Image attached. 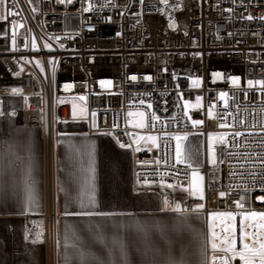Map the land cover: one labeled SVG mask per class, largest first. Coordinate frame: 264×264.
<instances>
[{
	"label": "built area",
	"instance_id": "1",
	"mask_svg": "<svg viewBox=\"0 0 264 264\" xmlns=\"http://www.w3.org/2000/svg\"><path fill=\"white\" fill-rule=\"evenodd\" d=\"M6 8L16 15L7 17L0 35V101L24 98L26 122L41 131L46 209L25 216V234L32 241L42 233L48 264H59L57 129L77 119L73 99L86 107L88 132L130 145L135 190L158 193L170 206L206 217L232 213L241 241V216L264 212L258 199L264 195V93L259 84H247L264 80V0H6ZM220 92L228 93L225 100ZM129 112L145 114L143 128ZM192 119L203 124L193 126ZM235 131L243 134L234 137ZM185 133L201 136L198 166L176 162L173 137ZM208 133H228L224 143L217 140L216 163L208 157ZM145 134L156 136V144L136 151L134 139ZM193 171L202 178L195 194ZM197 204L204 207L197 210ZM253 223L264 222L248 219L249 233L259 231ZM247 240L253 243L252 236Z\"/></svg>",
	"mask_w": 264,
	"mask_h": 264
},
{
	"label": "crops",
	"instance_id": "2",
	"mask_svg": "<svg viewBox=\"0 0 264 264\" xmlns=\"http://www.w3.org/2000/svg\"><path fill=\"white\" fill-rule=\"evenodd\" d=\"M5 7L0 5V16L6 14ZM6 30V20L0 19V35ZM25 108L22 97L0 101V264L49 263L45 244L25 240V216L42 213L47 198L43 139L40 128L26 122ZM86 116H74L57 129L59 264H166L169 256L197 264L199 246L205 242L210 257L221 253L232 235L221 224L229 226L230 220L221 216L211 228V216L220 215L176 212L160 194L135 190L130 149L120 148L109 133L88 132ZM193 136L201 139L196 134L187 139ZM186 163L201 164L192 155ZM27 184L32 186L30 202ZM66 208L108 215L65 216ZM236 242L239 251L242 241Z\"/></svg>",
	"mask_w": 264,
	"mask_h": 264
},
{
	"label": "snow or ice",
	"instance_id": "3",
	"mask_svg": "<svg viewBox=\"0 0 264 264\" xmlns=\"http://www.w3.org/2000/svg\"><path fill=\"white\" fill-rule=\"evenodd\" d=\"M30 2V0H29ZM58 2L63 3L64 0H58ZM69 3H71V0H68ZM0 5H5L6 6V0H0ZM33 11H35V9H33ZM5 15L0 16V19L2 20H6L8 16L10 15H16V13L8 11L7 8L5 7ZM248 19H253V17L249 16ZM261 19H264V17H261ZM13 27H15V25H13ZM45 47H50V45H45ZM33 48H35V43L33 42ZM39 63V62H37ZM166 71V69H165ZM215 77H221V73H214L213 74ZM173 78L175 79V75L173 76ZM133 80L136 79L135 76L132 77ZM146 80H151L152 77L151 76H145ZM232 83L234 85H237L239 83V77H230ZM105 82L101 81V84L103 85ZM254 83L259 84L261 86V92L264 93V80H259V81H252V80H248L247 84L251 87ZM193 86L194 87H199L200 86V80L196 79L193 81ZM13 93L20 91L17 88H13L11 90ZM220 99L221 100H225V98L228 96V93L226 92H220L219 94ZM81 99H83V97H81ZM200 100L201 98L199 96H197L196 98V105H194L195 107H199L200 106ZM141 104H143V101H140ZM185 108L187 109V107H189V102L185 101ZM149 107H151V105H149ZM225 107H227V103H225ZM4 113L2 111H0V115H3ZM14 114V113H11ZM187 115V112L185 113ZM208 116L212 117L213 113L212 110L209 109L208 110ZM129 116H138L140 117V120L137 122L136 126L143 128L144 127V123H143V118H144V113L143 112H137V113H133V112H129L128 113ZM96 113L93 112L92 113V117L95 118ZM158 119V117H156L154 114L152 116V120H156ZM189 119H191V117H189ZM222 119V118H221ZM191 123L193 126H197V125H202L203 121L200 119H192ZM241 124H243V120H241ZM95 119H93V127H95ZM221 128H225V127H229V125L223 124L221 123L219 125ZM254 127V125H253ZM106 134V133H105ZM243 133L240 131H235L233 133L234 137H240ZM251 134V133H249ZM228 135V133H224V134H219V133H208V151L209 154L212 153V146H213V139L216 138L218 139L221 143L225 142V136ZM174 140L176 141V147H175V158H176V162L177 163H184L186 162V158L184 157V154L182 152V146H181V141L187 138V133L180 135L177 134L174 137ZM139 139H143V137H140ZM148 140H150L153 144H156V140L157 137L156 136H148L147 137ZM116 143L118 144V146L120 148H126L129 147L130 145H126L124 143H121L119 140L116 141ZM136 151H140V149L137 147ZM264 163V162H261ZM189 167H191V164H189ZM192 177H193V184H192V188H193V193L195 194V192L198 190V176L197 173L195 171L192 172ZM168 187H173V185L169 184ZM25 191H26V200L27 201H31L32 200V186L30 184H27L25 187ZM220 195H224V193H221ZM201 198H203L201 196ZM259 200L264 201V195H261L258 197ZM165 206H167V201L165 200ZM239 206V205H238ZM204 207L203 204H197L196 205V209H202ZM174 211L176 212H181L182 208L180 204H175ZM63 214L65 216L68 215H81V216H92V215H108L107 213H95V212H91V211H78V212H72L69 211L67 208L64 210ZM214 215H220V216H227L229 220L233 219V214L232 213H218V214H214ZM245 220L248 219H252V220H259V221H264V212H256V211H251V212H245L244 214ZM251 227L253 228H257L259 229L258 232H253L251 233V236L253 238V244L249 245L247 242L243 243L242 248L238 251L236 249V244H235V238L233 235H230L229 238L225 241V245L221 247L219 250L222 251L224 253V256L222 258L219 259V264H232V261L235 260L237 257L239 258L240 261H242V264H264V239H259L260 236H264V223H253L251 225ZM228 231L230 233H232V228H229ZM42 233H37V236L35 239L32 240V243H42L43 241L40 239ZM213 236V241L211 242V250L212 252H215L218 248L217 244L214 242L215 240V232L212 233ZM249 236V233H247L245 231V226H244V222L242 221L241 224V240H245V238ZM29 238L28 234H25V240L27 241ZM66 240H67V236H66ZM67 247V244H66ZM121 254L122 256L126 257V252L121 249ZM81 259L82 261H86V257L85 254L82 252L81 253ZM166 264H190L189 261L181 258V259H175L172 256H169ZM197 264H217V257L212 255L211 257L209 256V249L207 247V242L201 244L199 246V250H198V261Z\"/></svg>",
	"mask_w": 264,
	"mask_h": 264
},
{
	"label": "rangeland",
	"instance_id": "4",
	"mask_svg": "<svg viewBox=\"0 0 264 264\" xmlns=\"http://www.w3.org/2000/svg\"><path fill=\"white\" fill-rule=\"evenodd\" d=\"M70 104H71V110H72L73 116L83 117V116L87 115L86 107L84 106V104L81 101H79L77 99H73V100H70ZM192 105H193V103H192ZM139 120H140V117H139V119L135 120L133 122V124L136 125ZM148 136H151V135H147V134L139 135L136 139H134V142H135V144L137 145L138 148L140 147L141 144H146L147 146L148 145L149 146L153 145V143L150 140L147 139ZM140 137H143V139H139ZM217 140L218 139H216V138L213 139V146H212L213 150H212V153L209 154V151H208V157H209L210 163L218 162L220 148H219V145L217 143ZM181 146H182V152H183L185 158L188 155H192L193 157H195V159L200 160V162L202 163V159H203L202 139H200L199 136H193V137L190 138V140H188L187 138L184 139L183 141H181ZM197 176H198V180H197L198 190L196 192L198 193L201 190V188H202V178H201V174L200 173H197ZM220 217L221 216H216V217L215 216H211V219H210L211 228L214 226L215 220L220 221ZM225 217H226V220H227L228 217L227 216H225ZM242 221L244 222L245 231L247 233H249L247 231V229H246L247 220H245L244 215L241 216V224H242ZM230 223H231V225H229V226L226 225L225 223H222L221 224L222 230L228 232V229L232 228V233L231 234L235 238V243H237L236 242L237 241V239H236L237 219H236V217L234 215H233V219L230 220ZM249 235L251 236V233H249ZM247 237L245 238V240H243V241L241 240L242 241V245H243L244 242L248 241ZM223 256H224L223 252L218 253L216 255L217 264H219V259L222 258Z\"/></svg>",
	"mask_w": 264,
	"mask_h": 264
},
{
	"label": "water",
	"instance_id": "5",
	"mask_svg": "<svg viewBox=\"0 0 264 264\" xmlns=\"http://www.w3.org/2000/svg\"><path fill=\"white\" fill-rule=\"evenodd\" d=\"M83 99L85 100V98L83 97Z\"/></svg>",
	"mask_w": 264,
	"mask_h": 264
}]
</instances>
